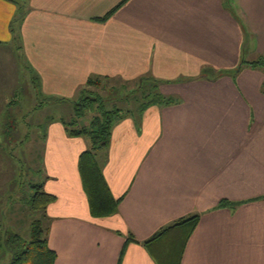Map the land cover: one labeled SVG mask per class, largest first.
Returning <instances> with one entry per match:
<instances>
[{"label":"crops","instance_id":"0c3cea01","mask_svg":"<svg viewBox=\"0 0 264 264\" xmlns=\"http://www.w3.org/2000/svg\"><path fill=\"white\" fill-rule=\"evenodd\" d=\"M27 7L18 43V7L0 0V47L22 49L45 95L71 100L91 78L153 77L175 97L115 124L103 172L121 203L105 218L92 216L79 171L89 140L46 123L41 175L56 197L47 208L55 264H158L145 242L194 215L181 264H264V68L249 65L264 58V0Z\"/></svg>","mask_w":264,"mask_h":264},{"label":"rangeland","instance_id":"374dc122","mask_svg":"<svg viewBox=\"0 0 264 264\" xmlns=\"http://www.w3.org/2000/svg\"><path fill=\"white\" fill-rule=\"evenodd\" d=\"M28 3L29 0H15L14 4L20 10V7ZM24 9L25 12L30 10L29 7ZM18 17L17 13L13 29L15 36L21 37V20ZM13 49L10 47L8 51L0 47V264H7L12 258V249H17L16 244L6 247L5 239L14 235L25 240L29 238L33 218L30 217L28 202L35 193L32 185L41 184L44 179L41 173L46 146V123L49 119H64L69 125L74 120L78 121L74 108L75 102L81 97L80 90L74 98L71 97L74 103L64 104L67 101L59 100L64 98L45 95L42 80L26 60L22 49L17 45ZM14 51L19 58L12 67L15 61H8L14 57ZM138 83L101 80L100 84L87 85L84 90L86 94L101 95L110 102L108 106H112L118 96L128 95L136 89ZM132 100H129L131 104L119 101L118 107L123 111H128V108L135 110L140 101ZM129 115L133 116L131 113ZM92 116L79 120L80 126ZM102 155L100 152L99 160Z\"/></svg>","mask_w":264,"mask_h":264},{"label":"trees","instance_id":"16d2710c","mask_svg":"<svg viewBox=\"0 0 264 264\" xmlns=\"http://www.w3.org/2000/svg\"><path fill=\"white\" fill-rule=\"evenodd\" d=\"M8 1L15 3V0ZM24 7L27 6H22L20 10L18 9V18L21 21L26 15ZM116 10L117 8L97 21H107ZM21 39L20 36L14 37V41L18 43H21ZM249 65L253 68H264V58L249 63ZM101 80L111 81L109 78H91L82 88L80 100L75 102L74 108L78 121L74 120L73 124L70 123L69 125L64 119L61 120L70 136L86 137L90 142L89 149L84 151L79 158V171L91 214L95 218H105L116 214L121 203L120 199H115L113 196L103 172L115 124L124 117L129 116V113L141 115L144 110L152 105L166 106L175 103V97L161 93L160 87L164 82L152 77L138 80L139 83L134 91L128 95L118 96L115 100L116 102L112 106H108L110 102L104 97L99 94H86L84 90L87 85L100 84ZM131 99L140 101L139 106L135 110L128 108V111H123L122 108L118 107L120 102L129 103ZM59 100L73 102L66 98ZM142 100L146 101L141 102ZM91 114L93 116L80 126L79 123L81 122L79 120L85 119ZM49 121L51 120L49 119ZM100 152L103 155L99 160ZM32 188L35 193L28 202L30 217L33 218L29 238L25 240L19 235H14L4 240L6 247L17 245V249H12V258L7 264H55L57 258L56 252L51 250L48 243L50 219L47 216V208L51 203L55 202L56 197L44 190L43 181L41 184L32 185ZM223 205L232 204L225 202ZM199 221V215L182 219L166 227L151 240L145 242L144 245L158 264H181L187 243L197 228Z\"/></svg>","mask_w":264,"mask_h":264}]
</instances>
